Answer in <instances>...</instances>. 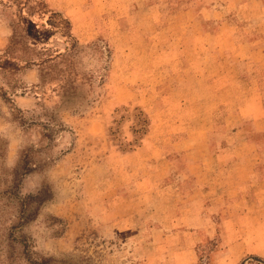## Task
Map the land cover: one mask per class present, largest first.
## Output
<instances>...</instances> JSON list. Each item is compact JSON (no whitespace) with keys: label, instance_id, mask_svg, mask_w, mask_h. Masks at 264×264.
Instances as JSON below:
<instances>
[{"label":"rangeland","instance_id":"obj_1","mask_svg":"<svg viewBox=\"0 0 264 264\" xmlns=\"http://www.w3.org/2000/svg\"><path fill=\"white\" fill-rule=\"evenodd\" d=\"M124 3L123 28L116 26L112 8L103 19L98 6L90 12L88 2L75 8L72 17L91 18L92 32L80 39L70 17L38 9H52L45 0H31L22 12L19 0L0 3V264H27L16 237L33 255L56 264H172L178 245L159 238L156 217L172 226L178 174L196 159L209 160L221 132L194 131L179 143L187 135L179 126L188 113L180 109V97L189 91L179 82L183 72L164 70L156 55H133L125 48L131 38L124 30L136 13ZM99 28L102 33L92 34ZM115 30L125 33L116 38ZM28 56L56 57L43 66H25L21 61ZM134 65L141 66L140 73L128 70ZM204 91L197 89L196 102L190 88L189 111H210ZM244 125L264 160V134L252 132L250 121ZM149 144H156L154 153ZM163 158L172 188L166 197L152 198L133 180L139 172L158 173L145 168V161ZM135 161L142 165L139 171ZM203 260L200 264H216L210 254Z\"/></svg>","mask_w":264,"mask_h":264},{"label":"crops","instance_id":"obj_2","mask_svg":"<svg viewBox=\"0 0 264 264\" xmlns=\"http://www.w3.org/2000/svg\"><path fill=\"white\" fill-rule=\"evenodd\" d=\"M45 1L50 8L70 17L77 39L92 32L88 25L91 18L72 17L75 8L85 2L90 12L98 6L102 19L112 8L116 26L118 23L121 28L127 18L119 14L125 12L124 0ZM126 1L136 17L131 15V28L124 30L131 38L130 46L125 48H130L133 55H156L164 70L183 72L184 78L179 82L189 91L180 97L184 103L180 109L188 113L179 126L187 135L179 143L192 138L194 131L221 132L212 157L187 164L173 188L165 158L155 161L154 154L150 162L145 161V168L158 173L139 172L134 177L133 183L138 188L143 184L149 197L164 198L171 188L172 194L180 195L172 226L158 216L160 223L153 227L154 231L161 232L159 238L167 239L172 247L178 245L172 264H198V245L216 238L218 245L209 253L216 264H237L250 254L264 257V160L258 151L260 144L248 140L249 131L244 125L250 121L252 132L264 134V0ZM98 31L102 33L99 28L92 34L98 36ZM124 31L115 30L116 38L123 36ZM3 42L2 35L0 46ZM140 68L134 65L128 70L140 73ZM191 87L195 92L205 89L206 101L212 105L210 111H189L186 104L191 101L187 98ZM199 98L201 95L196 92L194 101ZM235 102L239 103L237 109L232 107ZM220 106L223 111L218 124ZM154 147L156 144L147 145L153 153ZM134 164L139 171L142 165L137 161ZM208 165L209 171H204Z\"/></svg>","mask_w":264,"mask_h":264},{"label":"trees","instance_id":"obj_3","mask_svg":"<svg viewBox=\"0 0 264 264\" xmlns=\"http://www.w3.org/2000/svg\"><path fill=\"white\" fill-rule=\"evenodd\" d=\"M2 1L3 0H0V3ZM30 1L31 0H19V3L21 5V9L19 11L22 12L23 8L26 7L28 5V3H30ZM43 4H45V3H43ZM41 8L44 9L43 13H45L47 10H49L51 13H53L55 15H59L58 11H56L54 9H49V8L46 9L44 7V5H43V7H40L38 9L41 10ZM50 20H51V15L46 19V24L51 25ZM69 29H70V26H69ZM68 36L72 37V35L70 33H69ZM72 47L75 48L76 44L73 43ZM56 56H48V57H45V58H40L38 60L28 56L25 59H22L21 62H24L25 66H29V65H32V64L43 66V65H46L47 63L51 62ZM24 157H25L24 159L26 160L27 155H25ZM15 187H16V185H15ZM10 192H11L10 190H5L4 191L5 194L10 193ZM27 207H28V205L24 204L23 205V208H24L23 211H26ZM216 239L206 240L205 241V245H203L204 243L202 245L201 244L198 245L197 253H198V263L199 264L205 262V260H203V257H207V255L209 256L210 250H214L213 249L214 247L216 248V246L218 245ZM15 241L18 242V244H20V245L22 244V247H24V250L22 251V253H23L22 255H23L24 259L26 260L27 264H56V262H54V260L52 258H45V257H41V256L38 257V256L33 255V254H35L34 251H31V250L27 249L23 245L22 239H19V238L16 237ZM206 245H210V248L204 252V253H206V256H202V252L201 251L204 250V247ZM199 252H201V253L199 254ZM251 260H256L258 263L260 262V263L264 264V257L258 256V255H255V254H250V255L245 256L237 264H247Z\"/></svg>","mask_w":264,"mask_h":264}]
</instances>
